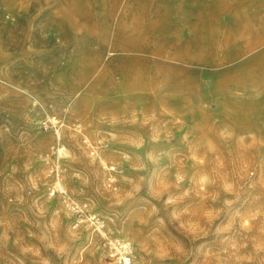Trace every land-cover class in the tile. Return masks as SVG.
<instances>
[{"label":"rangeland","instance_id":"rangeland-1","mask_svg":"<svg viewBox=\"0 0 264 264\" xmlns=\"http://www.w3.org/2000/svg\"><path fill=\"white\" fill-rule=\"evenodd\" d=\"M47 116L136 264H264V0H0V264H112L48 197Z\"/></svg>","mask_w":264,"mask_h":264},{"label":"built area","instance_id":"built-area-1","mask_svg":"<svg viewBox=\"0 0 264 264\" xmlns=\"http://www.w3.org/2000/svg\"><path fill=\"white\" fill-rule=\"evenodd\" d=\"M63 126L64 123L59 120L54 121V118L49 116L40 123V128L43 131H50L53 134L52 144L41 157L45 165L46 178L51 181L47 187L48 197L59 198L62 207L72 216L73 228H83L99 239V246L112 264H136L134 244L130 240L113 233L105 220L95 214L87 202L74 199L66 190L63 183L64 168L62 165L66 151L61 137ZM74 130L80 134L81 145L91 157L96 158L101 164L104 172L103 186L108 190L116 191L124 169L118 164L106 162L101 158L99 151L106 146L102 139L91 140L83 134L80 123L74 124Z\"/></svg>","mask_w":264,"mask_h":264}]
</instances>
